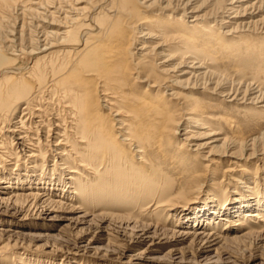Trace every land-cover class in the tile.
Listing matches in <instances>:
<instances>
[{
	"label": "bare ground",
	"instance_id": "6f19581e",
	"mask_svg": "<svg viewBox=\"0 0 264 264\" xmlns=\"http://www.w3.org/2000/svg\"><path fill=\"white\" fill-rule=\"evenodd\" d=\"M84 1L0 0V177L6 178L5 188H14L16 180L43 185L50 180L54 189L52 181H59L71 187L72 198L92 207L143 199L167 221L185 187L195 182L189 160L169 147L171 134L191 145L195 167L214 162L218 152L236 159L239 149L264 145V127L240 138L229 113L264 114V85L244 72L252 65L264 72V0H88V7ZM207 3L220 13L212 24L200 13ZM256 43L258 48L249 47ZM230 57L238 82L212 69ZM185 75L187 82L198 78L212 85L207 92L219 96L228 113L224 108L217 116L193 96L198 86L180 84ZM175 107L205 130L180 133ZM221 125L231 130L230 137L222 136ZM51 143L62 164L79 168L77 179L65 181L55 157L48 156ZM245 169H237L247 185L245 195L226 204L228 216L218 217L225 225L264 223V189L249 187L255 177ZM40 195L13 196L34 207ZM209 196L185 213L190 226L201 219L218 223L214 215L221 205ZM230 214L238 219L232 222Z\"/></svg>",
	"mask_w": 264,
	"mask_h": 264
},
{
	"label": "rangeland",
	"instance_id": "374dc122",
	"mask_svg": "<svg viewBox=\"0 0 264 264\" xmlns=\"http://www.w3.org/2000/svg\"><path fill=\"white\" fill-rule=\"evenodd\" d=\"M85 1L82 2V6L88 7L89 1ZM200 8V13H206L205 20L211 21V24L214 17L220 14L211 3ZM19 19L20 17L17 22L20 23ZM242 45L245 46V42ZM249 47L258 48V44ZM169 50L173 52L172 48ZM231 59V57L225 58L219 70L212 69L215 74H225L238 82L240 76L234 74L233 70L236 68L233 67ZM253 66L256 65L244 67V72L249 77L260 80L264 85V72H255L252 70ZM171 75L173 74L168 76ZM185 78L187 75L179 79ZM193 82L198 86V89L192 91L193 96L208 107L212 106L217 116L224 108V113H228L225 104L220 102L221 98L211 97L207 92L212 86L209 83L202 85V79L191 78L188 82L184 80V83L180 84L188 83L190 86ZM170 101L174 103L175 100ZM174 110V115L179 121L178 126L181 128L180 133L186 128L191 133L205 130L196 127L193 121L186 120L185 114L179 107H175ZM229 113L240 128V138L256 134L261 127H264L262 112L247 115L245 112H236L235 109ZM195 119L203 124L206 123L203 116H195ZM219 130L222 136L230 137L231 130L229 131L227 127L221 125ZM183 137L179 133L171 134L169 147L179 159L189 160L190 164L187 167L190 175L195 174L193 177L195 182L194 185L185 187L182 197L178 198L175 204V209L168 212L170 217L167 221L164 212L160 209L150 211L153 208H147L148 205H145L147 201L143 199L138 202L131 201L123 207L118 202L112 201L92 207L77 198H72L71 187L67 185L63 187L64 183L59 181H52L54 189L50 188V180L44 185L37 184L33 180L30 182L21 180L23 183L16 180L14 188H5L6 178L0 177V263L2 264L6 259L8 264H35V262L36 264H264V223L245 222L237 226L233 223L225 225V221L219 220L228 216L223 212L226 204L237 202L246 193L247 185L245 187L241 183L244 180L243 173L237 169H250L255 178L254 184L253 182L248 184L249 187L254 186L255 190L264 189V173H261V168L264 166V145L255 144L248 150L239 149V153L235 155L240 159L222 157L218 152L219 157L213 155V158H217L214 162L200 160L203 163L198 161L200 163L195 167L193 164L195 161L191 159V150H189L192 149L191 145H188ZM52 143L50 146L46 144L49 148L48 156L55 157L58 170L62 174L65 173V181L70 183L71 180L67 177L77 179L79 168L69 163L62 164L55 152L53 153L56 150L53 149L55 146ZM157 156L164 158L161 152ZM218 161L220 167L215 173L218 181L212 184ZM49 164L46 170L51 172V163ZM233 166V171L226 169ZM67 168L74 169V174H68ZM21 169L27 168L22 165ZM62 187L63 191L60 190ZM29 191L41 194L34 207H29L20 199L15 200L17 196H13L27 194ZM210 194L214 195L212 203L215 205L218 202L221 205L218 206L221 215H214L218 222L215 223L217 226L214 223L205 224V220L202 219L198 225L190 226L185 213L207 203ZM230 216L232 222L238 219L233 214ZM200 232H204V235L208 233V236H202Z\"/></svg>",
	"mask_w": 264,
	"mask_h": 264
}]
</instances>
